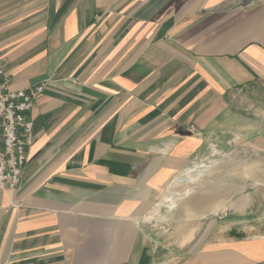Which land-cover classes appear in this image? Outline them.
<instances>
[{
  "label": "crops",
  "instance_id": "crops-1",
  "mask_svg": "<svg viewBox=\"0 0 264 264\" xmlns=\"http://www.w3.org/2000/svg\"><path fill=\"white\" fill-rule=\"evenodd\" d=\"M0 66L12 89L43 84L20 184L0 189V264H264V238L213 231L252 203L207 165L243 113L264 119V0H0ZM183 192L185 232L151 247Z\"/></svg>",
  "mask_w": 264,
  "mask_h": 264
},
{
  "label": "rangeland",
  "instance_id": "rangeland-1",
  "mask_svg": "<svg viewBox=\"0 0 264 264\" xmlns=\"http://www.w3.org/2000/svg\"><path fill=\"white\" fill-rule=\"evenodd\" d=\"M243 115L252 117H250L253 120L252 125L249 126L243 120L239 124L241 131H243L241 139L238 137L239 139L237 138L235 143H226L221 146L219 154L212 157L207 165L212 172L218 170L220 172L225 171L226 174L220 177L211 176L209 178V188L215 190L219 188L220 184V187L226 191L227 199L231 196L233 199H237L241 195L247 196L248 203H250L249 201L252 203V207L249 208L251 212L237 216L235 220L227 218L219 220L213 231L222 235L231 233L233 231L231 228H234L236 238L244 239L248 237L250 240H259L264 238V147L254 146L249 142V139L253 137L255 130H257L258 136H264V119L261 115L250 113H243ZM222 183H225V185H221ZM211 195L214 194L211 193ZM222 195L220 194V196ZM215 196L217 197L218 194H215ZM185 198V192L179 193L172 206L170 208L166 207L160 215L156 216V220L150 225L151 247L169 249L176 238L185 232L188 217L185 208L181 207ZM219 211L216 213L221 216L223 211ZM255 213L259 218V224L243 223L248 221V216L253 217ZM209 217H214V213H210ZM164 251H162V255H165ZM163 261L168 263L166 258H163Z\"/></svg>",
  "mask_w": 264,
  "mask_h": 264
},
{
  "label": "built area",
  "instance_id": "built-area-1",
  "mask_svg": "<svg viewBox=\"0 0 264 264\" xmlns=\"http://www.w3.org/2000/svg\"><path fill=\"white\" fill-rule=\"evenodd\" d=\"M43 84L12 89L10 77L0 66V189H15L21 181L26 149L31 143L29 112Z\"/></svg>",
  "mask_w": 264,
  "mask_h": 264
}]
</instances>
